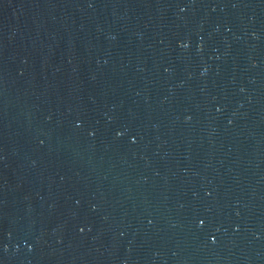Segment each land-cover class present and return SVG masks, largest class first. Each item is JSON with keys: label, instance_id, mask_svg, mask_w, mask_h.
Instances as JSON below:
<instances>
[{"label": "water", "instance_id": "1", "mask_svg": "<svg viewBox=\"0 0 264 264\" xmlns=\"http://www.w3.org/2000/svg\"><path fill=\"white\" fill-rule=\"evenodd\" d=\"M0 264H264V0H0Z\"/></svg>", "mask_w": 264, "mask_h": 264}]
</instances>
